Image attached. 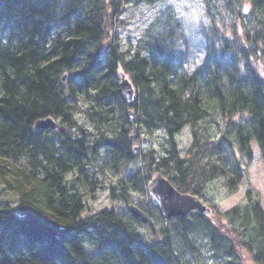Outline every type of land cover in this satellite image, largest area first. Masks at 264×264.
I'll return each mask as SVG.
<instances>
[{
	"label": "trees",
	"instance_id": "trees-1",
	"mask_svg": "<svg viewBox=\"0 0 264 264\" xmlns=\"http://www.w3.org/2000/svg\"><path fill=\"white\" fill-rule=\"evenodd\" d=\"M243 2L224 0L240 16L252 14L253 22L238 24L223 17L220 23L214 14L205 31L202 65L188 74L183 53L173 49L185 44V37L170 27L175 20L171 17L159 29L148 26L147 41L125 54L117 43L104 44L119 0H0V264H183L177 254L182 248L171 234L187 232L192 223L206 224L204 232L212 234L215 246L225 247L217 227L208 221L209 213L172 217L176 228L143 238L129 209L85 213L84 186H100L87 161L98 156L94 143L105 142L108 127L103 125L115 121L111 140L116 143L107 147L103 170L113 159L114 170H119L134 158L138 126L147 132L164 127L170 139L167 154L158 159L153 151L144 154L148 163L125 180L126 187L121 182L122 187L146 193L155 174H164L178 190L196 196L218 178L230 191L238 189L242 165L252 158V140L264 157V71L257 65L264 63V0H248L250 6L238 11ZM121 65L139 99L133 118L120 97ZM188 89H193L189 95ZM84 101H97L87 108L89 121L101 131L96 141L76 117ZM210 115H219V127L224 120L220 134L203 139L194 128L193 148L181 157L176 133ZM48 117L59 122L61 130L36 129L35 122ZM8 189L14 194L9 199L4 193ZM148 195V209L162 216ZM249 200L226 211L225 217L237 225H255L247 240L257 247L253 261L264 264V208L254 195ZM130 204L148 214L145 205L129 202L127 207ZM241 238L231 241L251 246Z\"/></svg>",
	"mask_w": 264,
	"mask_h": 264
},
{
	"label": "rangeland",
	"instance_id": "rangeland-1",
	"mask_svg": "<svg viewBox=\"0 0 264 264\" xmlns=\"http://www.w3.org/2000/svg\"><path fill=\"white\" fill-rule=\"evenodd\" d=\"M250 6L248 0H244L242 6L238 4L237 10L243 11L244 7ZM117 18L114 21L113 27H110V33L108 34L105 45L107 43L113 42L117 43L119 47L126 52L130 50H136L138 45L142 43L141 41H147L148 26L154 24L156 28H161L165 26L168 18L171 17L174 22L170 24L174 32L183 33L185 37V44H181L179 48H173L177 53H183L181 55L182 62L184 63V69L187 70L188 74H191L193 70L201 67L204 56L206 54V39L205 31L210 29L213 23L214 14H219L217 21L220 23L223 17L233 21V19L238 24H251L253 22L252 14H244L240 16L236 11H232L224 3V0H158L155 4H149L146 2L138 3L136 0L127 2V0H119L117 6ZM169 27V26H168ZM167 34L169 30L165 31ZM259 69L264 71V63H257ZM83 109H78L76 113L77 119L80 123L88 128V131L93 133L92 136L94 141L98 139V135L101 132L99 127L92 125L89 121V116L87 113V108L90 106H95L93 104L84 101L82 102ZM218 116H208L204 121L197 122L200 136H217L222 131V120L221 127L217 126ZM221 122V121H220ZM115 125V121L103 125V129H106V137H113L114 131L111 130ZM189 125V124H187ZM182 132L176 134V146L179 149L181 157L191 151L194 142V129L192 127L184 126ZM137 129L140 131V141H135L134 146L140 147L139 153L133 159H130L129 163L120 166L119 170H109L103 171L101 168L102 163L106 160L105 149L100 147L99 144L102 143L101 140L95 142L96 153L99 156L101 151V157H92L88 159L87 164L91 165V168H87L89 171L95 169V174L98 175L99 187L92 189L91 186H84V191L87 193L85 203L88 211L95 212L102 208H116L120 213L128 212L127 204L134 202L137 205H145V210L151 217L149 224H139V232L143 238L155 237V232L157 237L161 229H166V227L176 228V220L170 221L168 224H164L161 221L160 216L151 213L148 209L149 195L146 193H141L135 190L132 186L131 188L122 187L121 182H123L126 187V181L131 178L134 172L143 167L145 163H148L147 159L144 158V153L146 150L150 149L154 152L155 157L158 159L161 155H166V148L169 146V137L167 131L162 129L151 130L147 132L142 127L138 126ZM105 140V139H104ZM93 141V142H94ZM254 155L250 162L243 163V167L246 168V173L242 177L240 186L236 191H230L227 185L224 184L223 179L207 182L202 189V194L199 195L203 202L211 207L209 212L211 224L215 225L217 228V233L221 234L219 240L225 241L224 248H217L212 240V234L207 235L205 233V226L201 223L195 224L191 231L188 232L186 238L189 241L181 239L180 244L182 251L178 250V255L182 260L183 264H240L245 262L247 264H256L253 261V253L257 249L256 244H251L247 239L251 236V230L255 225L247 226L245 223L237 225L233 221H230L225 217V212L229 211L233 207L240 205L241 203L246 204L251 202L249 196L254 195V198L259 199L262 202V207L264 208V161L261 156V148L258 146L257 142L252 141ZM231 150L225 151V156H230ZM99 158V159H98ZM87 172L92 174L91 172ZM72 173H68L67 176L69 180L73 179ZM93 175V174H92ZM167 176V175H166ZM169 177V176H167ZM252 188V190H250ZM251 193L249 194V192ZM6 198H12L14 196L13 191L9 189L4 190ZM125 195V196H124ZM204 224V223H203ZM206 225V224H205ZM200 226V227H199ZM170 228V229H171ZM248 233V234H247ZM179 232L172 236L175 245L178 244V237H181ZM241 236L247 240L248 244L251 246L236 243L231 241L234 237ZM264 241V239H263ZM228 242L232 245H228ZM193 245V247H192ZM250 248H249V247Z\"/></svg>",
	"mask_w": 264,
	"mask_h": 264
},
{
	"label": "water",
	"instance_id": "water-1",
	"mask_svg": "<svg viewBox=\"0 0 264 264\" xmlns=\"http://www.w3.org/2000/svg\"><path fill=\"white\" fill-rule=\"evenodd\" d=\"M247 11V9H245ZM66 79V76L63 77ZM119 92L122 97L127 101L136 100V90L129 79H124L119 84ZM36 129L42 130L44 128L53 129L58 128L61 130L59 122L53 117L41 118L35 122ZM149 194L154 199L155 205L158 206L161 215L169 220L176 216H187L189 213L201 212L209 213L211 207L201 200L197 195L191 193H183L178 190L172 182L166 179L162 174L154 177L149 187ZM129 212L132 216L143 221H148L145 212L134 204L128 205Z\"/></svg>",
	"mask_w": 264,
	"mask_h": 264
},
{
	"label": "bare ground",
	"instance_id": "bare-ground-1",
	"mask_svg": "<svg viewBox=\"0 0 264 264\" xmlns=\"http://www.w3.org/2000/svg\"><path fill=\"white\" fill-rule=\"evenodd\" d=\"M130 1H134V0H127V2H130ZM136 1H138V0H136ZM116 18H117V15H115V17H114V20H113V22L116 20ZM114 24H115V22H114ZM113 25V24H112ZM114 26V25H113ZM112 26V27H113ZM111 29H110V27H109V25L108 26H106V30H105V33L106 34H109V31H110ZM123 58H124V60L126 61H128V56L126 55V56H123ZM128 71L124 68V67H122V65L119 67V70H118V76H119V81H118V85L123 81V78L124 79H129V81L132 83V79H131V77H130V75H128ZM65 76H67L66 74H65ZM170 80H172V78H170L168 81H167V83L168 84H170ZM156 89V91L157 90H159L158 89V87H156L155 88ZM198 90V89H197ZM204 90V89H203ZM193 92V89L191 90V89H188V90H186V93L189 95V93H192ZM201 93H203V91L201 92ZM120 97H122L121 95H120ZM122 100L127 104V105H129L128 106V111H127V115H129V117L131 118H133V117H135L136 115H138V108H135L134 107V105L135 104H137V105H139V99L137 100H132V101H127L124 97H122ZM211 116V115H210ZM205 117L204 118H201L199 121H204L205 122ZM186 126H188V127H192V129H194V128H198V125H197V123H195V124H189V125H186ZM61 127V126H60ZM185 127H183V129H184ZM154 130L155 129H160V130H162V129H164V130H166L167 131V129L166 128H164V127H161V128H153ZM183 129L182 130H180L178 133H180V132H182L183 131ZM43 131H50L51 132V130L52 129H48V128H44V129H42ZM41 130V131H42ZM178 133H176V134H178ZM194 133V132H193ZM55 136V135H54ZM200 137H202L203 139H205V138H207V137H210V138H214V139H216L217 138V134H216V136L214 137V136H212L211 137V135L210 136H205V137H203V136H200ZM105 142H102V143H100L99 144V146L100 147H103L104 149H105V151H104V153H106V156L108 155V152H107V147H108V145L113 141V143H116V141H114V139H112L111 140V137H109L108 138V136L107 137H105V140H104ZM230 141H234V139L233 138H230ZM252 141H255V142H257L256 140H252ZM107 142V143H106ZM251 144H252V142H251ZM258 144V143H257ZM201 145V144H200ZM199 145V146H200ZM110 146V145H109ZM252 146V145H251ZM258 146H259V144H258ZM201 147L204 149V147L201 145ZM260 148H261V146H260ZM139 149H141L140 147H137V146H134L133 145V157H135V156H137L138 155V153H139ZM252 149H253V146H252ZM261 150V156H262V148L260 149ZM149 152H152V150H150V149H148V150H146L145 151V153L144 154H146V153H149ZM100 153H101V151H100ZM212 153H213V151H212ZM253 155H254V151H253V154H252V158H253ZM116 159H113L111 162H110V164L108 165V166H105L104 167V170L103 171H109V170H112V169H116L115 167H116V165L113 163L114 161H115ZM263 161H264V157H263ZM126 163H129V161L127 162H125L124 164H126ZM242 168H244L243 167V165H242ZM245 173H246V168H244L243 169V175H242V177L245 175ZM164 175V174H163ZM156 176H158L157 174H155V176L154 177H156ZM165 176V175H164ZM153 177V178H154ZM166 177V176H165ZM166 179L167 180H169V177H166ZM242 179V178H241ZM150 184H151V182H149V184L147 185V188H146V194H148V192H149V187H150ZM177 188V187H176ZM178 189V188H177ZM201 200H202V198H201ZM203 201V200H202ZM204 203V202H203ZM155 204V203H154ZM206 204V203H205ZM87 209V211L85 212V213H87V214H89V213H92L91 211H88V208H86ZM198 213V212H197ZM145 216H147V218H148V221H143L142 219H137L138 220V223L139 224H142V225H144V224H149L150 223V221H151V217L148 215V214H146L145 213ZM160 218H161V222L162 223H166V218H164V217H162V216H160ZM169 220H171V221H174V218H170ZM168 221V220H167ZM202 223H207L206 222V220H203L202 221ZM138 224V225H139ZM138 225H137V227H138ZM192 225H194V226H196L195 224H193L192 223ZM194 226H190L189 227V229H188V231L187 232H180V231H177V232H179L180 233V235H183V236H181V237H178V246H180V247H182L181 246V244H180V241H181V239H183V240H185V241H189V239H187L186 238V235L188 234V232L189 231H191V229L194 227ZM203 226H205L206 228L208 227L207 225H203ZM200 227V226H199ZM138 229H139V227H138ZM140 231V230H139ZM177 232H173L172 234H171V236H174V235H176L177 234ZM172 239H173V237H172ZM174 240V239H173Z\"/></svg>",
	"mask_w": 264,
	"mask_h": 264
}]
</instances>
